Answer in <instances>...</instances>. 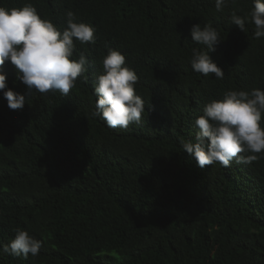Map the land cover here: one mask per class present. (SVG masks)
Returning <instances> with one entry per match:
<instances>
[{
    "label": "trees",
    "instance_id": "trees-1",
    "mask_svg": "<svg viewBox=\"0 0 264 264\" xmlns=\"http://www.w3.org/2000/svg\"><path fill=\"white\" fill-rule=\"evenodd\" d=\"M29 3L61 33L74 12L75 22L94 28L95 43L74 38L72 58L83 54L87 64L68 96L29 91L10 61L0 66L5 90L26 96L12 110L0 90V264H264V152L242 154L257 155L252 163L201 168L182 146L194 142L208 103L230 90L264 91L255 0H226L220 11L215 0H0V7ZM194 24L219 33L215 51L192 41ZM193 49L207 53L223 79L194 71ZM109 50L137 74L145 105L127 129L93 115ZM17 229L41 242L37 255L2 252Z\"/></svg>",
    "mask_w": 264,
    "mask_h": 264
},
{
    "label": "clouds",
    "instance_id": "clouds-1",
    "mask_svg": "<svg viewBox=\"0 0 264 264\" xmlns=\"http://www.w3.org/2000/svg\"><path fill=\"white\" fill-rule=\"evenodd\" d=\"M226 0H215L218 11ZM67 27L63 32L47 19H42L32 4L6 9L0 7V66L6 61L22 75L19 79L27 89L41 94L59 91L68 96L75 87L78 77L85 71L87 59L83 54L73 59L74 38L80 43H95V30L85 23L75 22V13L67 12ZM255 25V38L264 37V3L255 0L250 13ZM232 22L244 31L245 20L236 15ZM192 41L206 45L210 51L221 41L219 33L211 26L194 24L191 28ZM104 74L98 77L95 87L96 109L93 115H102L109 128L127 129L139 123L145 112L142 98L136 94L138 76L134 70L125 67L126 58L119 51L109 50L103 58ZM191 67L208 76L214 74L223 79L224 71L203 51L193 49ZM6 89V77L0 74V90L7 99L8 107L20 110L25 105V95ZM264 91L251 92L230 90L222 100H213L204 108V115L195 120L199 129L193 141H182L183 149L193 154L197 164L203 168L219 162L229 167L237 162L252 163L257 155L243 156L246 152H264ZM207 141V143H206ZM207 149V150H206ZM41 242L26 231L17 229L10 245L2 252L25 258L39 253Z\"/></svg>",
    "mask_w": 264,
    "mask_h": 264
}]
</instances>
